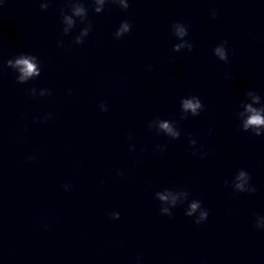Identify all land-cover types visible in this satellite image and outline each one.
<instances>
[{"label":"water","instance_id":"1","mask_svg":"<svg viewBox=\"0 0 264 264\" xmlns=\"http://www.w3.org/2000/svg\"><path fill=\"white\" fill-rule=\"evenodd\" d=\"M75 2L86 4L88 21L76 18L65 34L61 13ZM129 3L108 0L99 14L94 0L0 3V264H137L138 256L264 264V231L255 227L264 216V137L244 132L239 118L248 91L264 97V0ZM124 20L132 31L116 39ZM177 21L188 26L191 52L174 50ZM224 41L228 62L213 51ZM20 53L41 62V76L26 84L6 63ZM33 87L52 95L34 97ZM193 95L204 110L184 118L181 100ZM160 120L176 124L179 139ZM240 169L255 193L234 191ZM165 190L201 201L208 220L186 216L187 202L161 214L156 194Z\"/></svg>","mask_w":264,"mask_h":264},{"label":"clouds","instance_id":"2","mask_svg":"<svg viewBox=\"0 0 264 264\" xmlns=\"http://www.w3.org/2000/svg\"><path fill=\"white\" fill-rule=\"evenodd\" d=\"M114 4L119 5L122 9L127 10L130 7L129 0H112ZM3 3V0H0ZM108 0H94V11L99 14L104 12ZM41 9L47 10L49 3L45 2L40 5ZM70 9L71 14L68 12H62V23L64 25L63 32L68 34L76 27L77 20L79 18L81 23L88 21V8L83 2H75L67 5ZM212 17L215 18L217 13L215 10L212 11ZM91 31V24L89 22L87 27L81 29L80 34L76 37V44H83L86 37L89 36ZM132 31V24L127 20L120 23L119 27L116 29L114 35L116 39H121L125 35ZM172 31L175 36L180 39V43L174 45L175 51H180L183 48H187L191 52L194 45L189 40L185 39L189 35L188 26L182 22H175L172 25ZM63 43L62 41L60 42ZM214 54L220 60L228 62L229 60V50L227 47V41L219 43L214 48ZM7 67L11 68L16 73V80L20 84H26L31 80H34L41 76L42 68L41 62L38 56L31 53H20L13 58L7 60ZM32 96H50L52 95V90L48 88H41L39 91L37 88L33 87L30 90ZM71 92V90H69ZM247 96L249 97V102L243 105V110L239 113L240 125L244 132H251L257 137H264V97L259 93L254 91H248ZM204 104L198 96H190L183 98L181 100V109L184 114V118H187L190 113L193 117L199 116L204 110ZM100 109L103 112H108L109 106L106 103L100 104ZM51 114L46 115L43 119L47 120L50 118ZM159 130L166 133L173 139H179L181 132L173 122L168 120H160L156 122ZM131 139V137H130ZM193 145L196 144V140H191ZM158 148L160 146H157ZM135 149V145L131 146V150ZM163 151V149H160ZM29 160L35 159V157H28ZM122 174V173H121ZM65 191H70L72 188L71 183H65L63 185ZM232 187L236 192L242 193H255L257 191L256 186L252 183V176L245 169H240L235 175ZM157 197L163 206L160 207V212L163 215L172 217V209L177 206L178 203H188V207L185 208V215L194 219V222L199 225L207 221L209 218V210L202 206V202L199 200L188 201V193L180 191L165 190L164 192H158ZM112 219L119 220L120 212L110 213ZM255 227L258 230L264 231V216L258 217V221H255ZM142 257H137V264H142Z\"/></svg>","mask_w":264,"mask_h":264}]
</instances>
